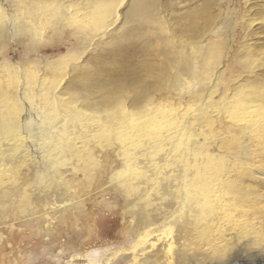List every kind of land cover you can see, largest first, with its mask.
Wrapping results in <instances>:
<instances>
[{"label": "bare ground", "instance_id": "6f19581e", "mask_svg": "<svg viewBox=\"0 0 264 264\" xmlns=\"http://www.w3.org/2000/svg\"><path fill=\"white\" fill-rule=\"evenodd\" d=\"M231 2L185 0L180 31L264 35L257 26L264 0H244L242 13L231 10ZM9 5L8 13L0 3L1 46L14 40L43 48L52 41L47 35L67 41L82 34L81 48L97 42L95 50L109 52L81 63L68 62L70 52L37 69L7 64L0 76L13 80L0 95L12 101H0V245L6 227L19 220L46 238L61 224L71 242L80 234L82 200L101 175L100 188L121 199L130 227V247L114 258L129 264H249L248 256L264 254V129H256L264 127V91L249 89H263L264 71L261 81L254 76L248 84L233 83L232 70L201 73L205 52L199 50L198 63L190 59L193 37L173 52L163 50L164 60L154 48L118 46L130 35L126 25L136 22L131 29L140 34L155 33V26L173 33L167 19L178 12L160 0ZM254 43L246 42L248 51ZM89 264L104 262L92 256Z\"/></svg>", "mask_w": 264, "mask_h": 264}, {"label": "rangeland", "instance_id": "374dc122", "mask_svg": "<svg viewBox=\"0 0 264 264\" xmlns=\"http://www.w3.org/2000/svg\"><path fill=\"white\" fill-rule=\"evenodd\" d=\"M12 1L14 0H0L2 6L8 9V13L10 12L9 3ZM231 1L232 2L228 4L231 10H236L239 13L244 12L246 7L244 0ZM160 2L163 3V6L168 8L173 6L178 12V14H172L167 19L171 22L168 23L175 27L173 33H165L163 31L166 29L161 30L159 26H155L158 28L155 33L150 35L148 33L140 34L136 30L134 31V29H131L138 27L137 25L139 24L136 22L135 24L133 23L126 25L127 29L130 30V35L126 40H120V42L117 44L118 46L128 47V45L133 44L134 46L137 45V48H148L151 51L152 48H154L153 55L157 54L159 55L160 59L164 60L165 58L162 55L163 50L166 54H168L167 51L169 53L173 52L175 51L174 49H177L185 43H189L188 41H191V38L193 37V51L190 59H192L195 63H198V60L201 59V56H199V50L205 52L203 56V65L205 66V69L202 70L201 73L207 71L211 73L213 70L215 71L216 75L222 69L226 72L232 70L233 76L231 77V80L233 83L240 81L241 84H248L254 76L257 78V81H261L262 77L259 75V73L264 71V69H262L264 68V35L245 37L243 34L239 33V35L235 36L222 34L217 37H214L213 35L201 37L197 31L185 33V31H180L181 27H185V0H160ZM178 2H181L183 6H179ZM125 6L122 7V12L125 11ZM262 17L264 18V16ZM263 18L257 22V26L261 28L264 27ZM237 20L238 19L236 18V21ZM164 21L167 25V21ZM239 21H241V18H239ZM156 24H158V22ZM218 27L219 25L217 28ZM237 28L239 31L241 30L240 22L237 24ZM82 37V34H74V36L69 38L67 41H63L58 40L55 36L53 37L52 35H47V41H52L43 48H38L39 46L36 47L32 44L21 45L18 41L14 40L8 44L5 43V48L4 45H0V76L3 75L4 72H8L7 64H14L15 66L19 65L21 67L27 62L31 64L29 66L31 67L30 69H37L43 67L40 62L47 63L49 61H54L56 58H60L62 55L64 56L70 52L71 54H69V56L72 58L70 59L68 56V62L76 61L78 63L83 61L90 62L91 56H104L107 52H109L108 49L103 51L95 50L97 42H95L96 44L87 43L86 45L89 47L86 45L84 47L83 45L82 47L84 48H81L80 44L78 43V39ZM129 39H131L130 42ZM252 39L255 43L252 48L250 47V51H248L249 48H246V42L248 43V41ZM115 49L117 48H114V50ZM254 49L255 51H253ZM251 50L253 52H251ZM259 50L261 51L259 52ZM74 51L78 52L77 56H73L75 55L74 53H76ZM246 52L247 55H249L248 57L245 54ZM250 54L253 55L254 58ZM258 54L260 56L255 58V56H258ZM237 60L239 62H237ZM149 62L152 65L157 64L153 56H151ZM243 66H247L249 71L245 72ZM260 69L262 70L261 72H259ZM40 74H42V72ZM209 76L210 74L204 75L205 78H208ZM31 77H33V75H31ZM68 78L69 77H65L66 82ZM228 78L230 77L228 76ZM8 80L9 79L0 81V95L5 96L4 94L9 92L8 84H6V82H13V80ZM225 81L229 80L225 79L224 82ZM64 82L65 80L62 84H64ZM249 89L252 92L258 91L262 93V91H264V87L262 89V85L258 87V89L252 87ZM243 93L247 94L249 93V90H245L242 92V94ZM83 96L87 97V94H83ZM81 97V95H76V100ZM0 101L7 104L12 103V101H8L4 97L0 98ZM201 101L202 99L194 101L192 104L196 107ZM82 102V100H79L77 103L82 104ZM252 119H257V117ZM256 129H264V127ZM102 182V177L99 175L98 179L96 178L95 180V190H87L89 193L87 196H84L82 200L83 213L76 223V229H79L78 231L80 233L78 237H75L70 242L68 239H66V229L63 231V226L59 224L58 226H55L56 228H51L53 229L52 233L54 235L52 234L50 238H46L44 237L45 233L42 231H36L35 226L19 220L13 228L6 227L4 230L7 239L5 240L4 244L0 245V264H33V261H35L36 264H89V262L92 261V256H95L98 262H104V264L109 258L112 259V264H129V260L123 258V256L114 258L112 255L115 251H120L123 248L128 249L130 247V227L128 222H123L121 216V199L117 195L114 196V192L110 190L103 191L102 188H100V184H102ZM103 199H105L104 201L106 202H104ZM33 232H35V234ZM71 235L73 236L72 233ZM68 243L72 245V248L69 250L67 249ZM105 252L107 255L104 256ZM231 255L232 253L230 256ZM232 257L236 258L237 255H232ZM262 259H264V254H257L253 257L248 256L246 261L249 264L253 262L260 263Z\"/></svg>", "mask_w": 264, "mask_h": 264}, {"label": "snow or ice", "instance_id": "6c2138e0", "mask_svg": "<svg viewBox=\"0 0 264 264\" xmlns=\"http://www.w3.org/2000/svg\"><path fill=\"white\" fill-rule=\"evenodd\" d=\"M33 264H36V262H35V261H33Z\"/></svg>", "mask_w": 264, "mask_h": 264}]
</instances>
